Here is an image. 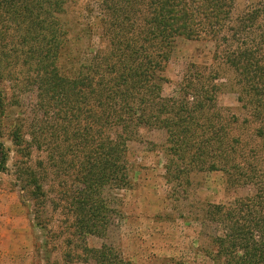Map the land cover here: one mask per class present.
<instances>
[{"label":"trees","instance_id":"trees-1","mask_svg":"<svg viewBox=\"0 0 264 264\" xmlns=\"http://www.w3.org/2000/svg\"><path fill=\"white\" fill-rule=\"evenodd\" d=\"M69 4L0 0V75L13 62L26 67L42 115L56 119L40 125L39 136L30 133L32 140L14 127L13 142L30 156L33 142L42 146L55 138L62 162L76 168L75 188L63 181L68 243L75 236L107 235L105 192L129 186L128 141L148 127L167 136V182L181 185L195 170H218L232 187H254L233 203L202 206L200 237L214 264H264V0H102L96 17L107 43L87 50L81 43L90 24L71 14ZM181 37L212 41L213 64L191 63L178 94L166 97L163 72ZM224 87L262 121L255 129L260 144L248 148L229 127L217 103ZM3 107L0 87V117ZM8 161L0 140V173ZM18 170L39 222L46 205L42 179L29 165ZM76 247L96 264H129L107 242Z\"/></svg>","mask_w":264,"mask_h":264},{"label":"rangeland","instance_id":"rangeland-1","mask_svg":"<svg viewBox=\"0 0 264 264\" xmlns=\"http://www.w3.org/2000/svg\"><path fill=\"white\" fill-rule=\"evenodd\" d=\"M101 1L69 0L70 13L83 24H90L89 34L81 43L85 50L104 48L107 43L101 38L102 27L96 17ZM214 50L212 41L178 38L163 72V95L178 94L191 63L212 65ZM24 72L27 73L26 67L13 62L6 76L0 75L4 95L0 140L9 152L8 170L0 173V264H96L92 259L84 260L85 254L76 245L99 248L104 242L120 250L129 264H214L202 251L207 246L200 237L202 206L233 203L238 197L253 194L254 187H232L218 170H195L181 185L179 180L167 182L165 165L169 142L165 132L156 128L142 127L128 141L130 184L127 188L112 187L105 192L111 209L107 235L75 236L73 243H68L71 234L66 218L71 219V216H66L68 210L63 208L67 205L62 200L63 181L68 180L69 188L74 189L71 175L76 168L62 162L55 138L50 137L42 146L33 142L30 156H22L12 139L14 127L20 126L26 138L32 140L30 133L39 136L40 125L46 121L47 127L56 120L42 115L37 89L25 79ZM217 103L233 133L241 137L248 148L261 143L255 137V129L262 121L253 115L251 107L239 101L234 90L224 87ZM20 165L31 166L42 179L46 205L39 222L35 219L34 201L22 188L23 179L18 178ZM68 252L72 253L71 257Z\"/></svg>","mask_w":264,"mask_h":264}]
</instances>
